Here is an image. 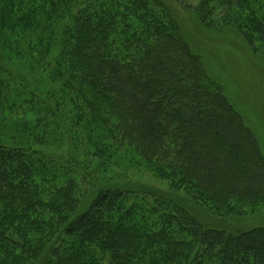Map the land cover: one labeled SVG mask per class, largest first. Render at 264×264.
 <instances>
[{"label":"trees","instance_id":"obj_1","mask_svg":"<svg viewBox=\"0 0 264 264\" xmlns=\"http://www.w3.org/2000/svg\"><path fill=\"white\" fill-rule=\"evenodd\" d=\"M176 1L264 50V0ZM133 158L211 214L264 209L257 140L158 0H0V264H264V227L118 184Z\"/></svg>","mask_w":264,"mask_h":264},{"label":"rangeland","instance_id":"obj_2","mask_svg":"<svg viewBox=\"0 0 264 264\" xmlns=\"http://www.w3.org/2000/svg\"><path fill=\"white\" fill-rule=\"evenodd\" d=\"M158 1L175 18L189 51L200 61L206 77L215 84L227 103L241 117L245 127L251 131L264 157V50H251L233 28L207 27L193 11L187 10L176 0ZM181 1L193 6L198 0ZM219 14L220 12L215 13ZM18 67L20 73H26L27 69L23 64ZM20 73L15 71L14 75L20 76ZM125 169L129 171L128 176L120 177L118 184L171 199L204 229L224 230L236 235L249 229L264 227V209L245 216L220 217L193 203L183 191L171 190L165 181L152 176L136 159L133 158ZM116 170L117 168L101 178L109 181Z\"/></svg>","mask_w":264,"mask_h":264}]
</instances>
